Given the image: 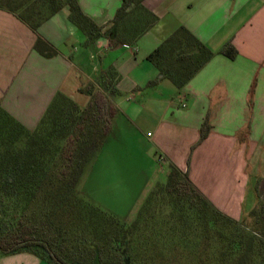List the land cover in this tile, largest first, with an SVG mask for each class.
<instances>
[{
	"label": "crops",
	"instance_id": "1",
	"mask_svg": "<svg viewBox=\"0 0 264 264\" xmlns=\"http://www.w3.org/2000/svg\"><path fill=\"white\" fill-rule=\"evenodd\" d=\"M123 1L78 0L102 29L93 40L68 8L37 31L0 8V108L34 132L59 93L85 108L81 89L104 88L119 113L102 150L117 130L150 127L158 163L187 173L220 213L248 222L252 210L264 211V0H143L118 19ZM181 26L215 55L178 89L147 58ZM228 44L233 59L221 53ZM0 264L46 262L22 252Z\"/></svg>",
	"mask_w": 264,
	"mask_h": 264
},
{
	"label": "trees",
	"instance_id": "2",
	"mask_svg": "<svg viewBox=\"0 0 264 264\" xmlns=\"http://www.w3.org/2000/svg\"><path fill=\"white\" fill-rule=\"evenodd\" d=\"M28 1L0 0V8L18 14L34 31L68 8L69 20L90 40L102 34L78 0ZM142 2L124 0L118 19ZM221 53L237 55L230 44ZM214 55L181 26L147 59L182 89ZM81 91L90 96L85 108L59 93L34 132L0 108V256L29 252L46 264H264L263 208L250 212L245 229L213 208L175 167L164 187L173 206L165 215L153 209L126 225L73 197L85 162L104 146L119 113L104 88ZM210 130L207 119L198 145ZM54 193L63 196L61 206Z\"/></svg>",
	"mask_w": 264,
	"mask_h": 264
},
{
	"label": "rangeland",
	"instance_id": "3",
	"mask_svg": "<svg viewBox=\"0 0 264 264\" xmlns=\"http://www.w3.org/2000/svg\"><path fill=\"white\" fill-rule=\"evenodd\" d=\"M148 132L150 127L133 133L117 130L113 146L96 151L85 162L72 196L126 225L135 222L139 214H151L153 209L159 215L168 214L173 206L164 187L170 170L158 163ZM53 197L61 206L63 196L54 193ZM239 223L248 229L245 220Z\"/></svg>",
	"mask_w": 264,
	"mask_h": 264
}]
</instances>
